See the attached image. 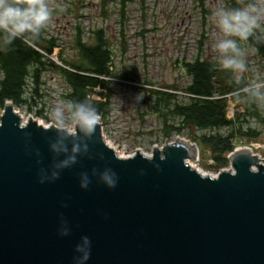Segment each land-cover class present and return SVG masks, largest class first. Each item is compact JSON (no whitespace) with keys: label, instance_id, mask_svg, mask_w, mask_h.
<instances>
[{"label":"water","instance_id":"obj_1","mask_svg":"<svg viewBox=\"0 0 264 264\" xmlns=\"http://www.w3.org/2000/svg\"><path fill=\"white\" fill-rule=\"evenodd\" d=\"M15 109L0 121V264H264L259 154L210 175L195 142L123 156L102 119L69 130Z\"/></svg>","mask_w":264,"mask_h":264},{"label":"trees","instance_id":"obj_2","mask_svg":"<svg viewBox=\"0 0 264 264\" xmlns=\"http://www.w3.org/2000/svg\"><path fill=\"white\" fill-rule=\"evenodd\" d=\"M113 1L119 3L118 12L124 25L120 47H116L115 38L107 36L103 29L93 30V44L86 42L83 40L82 28L78 27L73 41L74 47L78 49V60L67 61L61 55V66L55 65L53 61L49 63L46 54L41 52L51 55L58 46L57 38L49 39L45 36V27L35 36L29 34L28 42L16 39L9 44L5 39H0V108L4 109L5 104L11 101L15 107L32 112L39 102L44 104L45 101L39 100L45 84L43 76L53 68L61 80L62 97L67 100L73 115L75 116L79 106L84 105L96 110L104 122L113 110L111 99L114 92L109 87L111 81L103 77L118 76L131 83L136 80L130 76L133 74L132 70L121 69L118 75L111 71L118 52H127L126 9L134 0H102L98 16H110L112 11L109 4ZM247 4L249 0H227L225 8H240ZM139 6L143 19L146 20L145 0H140ZM72 13V7L65 9L61 6L52 10L54 16H68ZM148 31L151 29L143 26V33ZM240 46L244 50L249 48L253 51L257 59V72L250 71V65L244 56L241 57L246 63V70L243 72L225 69L222 64L219 66L199 55L192 62L172 63V67L182 69L190 78V85L186 90L190 95L187 101L177 100L178 96L173 93L139 88V84L131 86L137 93L144 94L145 102L160 118V131L166 140L188 130L193 142L210 148L213 162L219 169L229 165L225 154L234 150L235 139L252 143L264 134V43H257L250 38ZM166 88L178 90L179 87L174 83ZM96 89L101 90L99 94L106 101L89 97ZM230 100L243 110L237 111L234 119L227 117ZM45 109L43 105L37 110V115H43ZM145 114L141 115L143 119ZM197 130L201 131L199 136L196 135Z\"/></svg>","mask_w":264,"mask_h":264},{"label":"rangeland","instance_id":"obj_3","mask_svg":"<svg viewBox=\"0 0 264 264\" xmlns=\"http://www.w3.org/2000/svg\"><path fill=\"white\" fill-rule=\"evenodd\" d=\"M101 1L47 0L51 10L62 6L65 9L72 7L74 12L68 16L52 15L48 24L49 32L47 34L57 35V39H59V43L62 46V50L57 57L59 62L61 55L67 61L78 60V49L74 47L73 42L78 27L83 30V40L91 44L94 43L93 30L99 29L97 25L102 20L95 17L98 15L93 6L95 4L100 5ZM243 1L247 2V0ZM251 2L252 0H249V3ZM257 2H260V0H257ZM149 3L155 4L152 20L148 19L147 13V18L146 20L143 19L142 26H146L151 31L143 33V30L140 32L141 29L139 27V40L128 38L127 52L125 54L122 51L118 52L116 59L118 60L121 56L122 61H117L116 70L113 71L118 75L121 69L132 70L133 74H130V76L136 78V80L134 83L128 81V84H123L121 81L126 80L114 76L109 86L111 91L114 92L111 99L113 110L103 122V128L107 139L114 143L121 155L123 153L125 155L133 154L137 150L149 155L152 154L155 146L161 147L166 142L160 131L162 125L160 118L152 112L145 102L144 94L137 93L131 86L134 87V85L139 84V88L152 87L154 89L164 88L176 83L179 87L178 89L183 90L189 85L190 78L185 75L182 69L178 70L172 67L170 65L171 61L174 64L177 61L182 62L184 58L187 62H192L199 55L221 66L224 58L216 45L225 37L217 26V20L213 13L221 8L226 9L227 0H150ZM78 7L79 9H77ZM99 7L101 8V5ZM109 8H111L112 16H116L119 11L117 2H111ZM129 9L132 12L137 11L134 5ZM149 9L150 7L148 11ZM161 12L162 17L160 20L155 21V18L159 17ZM63 17L68 19H65V21L60 20ZM112 28L110 29L113 30ZM261 28H264V22L261 23ZM113 36L111 35V37ZM115 42H120L116 35ZM244 58L250 65V71L257 72V59L251 49H245ZM43 81L45 84L41 89L42 97L39 100L45 101V103H38V106L32 112H29L26 108L16 107L15 110L24 121L31 117L38 121L42 119L48 125L52 121L56 122L59 127H69L70 125L66 122L69 117L68 110L64 103L58 99V96L63 91L59 75L52 68L44 73ZM181 92L179 94L182 95L178 94L177 100L187 101L185 94ZM94 94L99 96L98 92ZM43 105H45L46 109L43 115L38 116L36 112ZM234 107L232 104L233 110ZM235 109L236 111L242 110L241 107H236ZM2 112L3 109L0 108V114ZM143 113H146L144 119L141 116ZM195 132L198 136L201 134V131L197 130ZM177 137L193 142L188 130H185L180 136L173 135L167 140L174 141ZM111 142L110 144L113 146ZM234 142L235 150L249 147V149H252L250 151L253 154H259L264 158V134L258 140L252 141V143H247L246 140L240 142L238 139H235ZM199 148L200 159L197 162L199 164L198 168L205 173L217 175L222 169L230 168V163L224 168H217L213 162V154L210 148L203 144H200ZM229 154H225L227 159ZM193 165L196 166V164Z\"/></svg>","mask_w":264,"mask_h":264},{"label":"clouds","instance_id":"obj_4","mask_svg":"<svg viewBox=\"0 0 264 264\" xmlns=\"http://www.w3.org/2000/svg\"><path fill=\"white\" fill-rule=\"evenodd\" d=\"M213 16L225 37L216 45L224 57L223 67L234 72L245 71L246 63L241 59L245 50L240 45L250 38L257 43H264V28H261L264 22V0H252L240 8H221ZM51 18L52 10L47 0H0V39H5L9 44L16 39L28 42V35L39 34ZM75 118L88 130L93 129L101 120L96 110L84 105L79 106Z\"/></svg>","mask_w":264,"mask_h":264},{"label":"built area","instance_id":"obj_5","mask_svg":"<svg viewBox=\"0 0 264 264\" xmlns=\"http://www.w3.org/2000/svg\"><path fill=\"white\" fill-rule=\"evenodd\" d=\"M149 1L150 0H145V7L147 8L146 9V12L148 13V19L149 20H152V15H153V9L155 8V4L154 3H149ZM115 2H117V1H115ZM117 5L119 6V3L117 2ZM132 5H134L136 8H137V11H135V12H132L129 8L132 6ZM140 2H139V0H134L133 2H132V4L126 9V22H125V25H126V28H125V31H126V34H127V36H128V38H131V39H134V40H139V27H140V32L143 30V26H142V21H143V15H142V10H141V8H140ZM94 7V9L97 11L96 13H97V15H98V13L100 12V7H99V5H94L93 6ZM150 7V9H149V11H148V8ZM96 18H98V19H101L102 21L100 22V23H98V28L99 29H103L104 30V32H105V34L107 35V36H111V35H114L113 37L115 38V35L117 36V38L118 39H121V36H122V30H123V20H122V18H121V16H120V14H119V12L117 13V15L116 16H112V14L110 15V16H106V17H104V16H95ZM162 17V12H161V15H159V17H157V18H155V21H158V20H160V18ZM64 18V19H63ZM63 18H60V20H64L65 21V19H68L67 17H63ZM154 19V18H153ZM97 22V21H96ZM132 22H136V23H132ZM112 26H113V28H112ZM110 28H112L113 30H111ZM45 29H46V32H45V36L47 37V38H49V39H51V38H57V35H55V36H53V35H50V34H47L49 31V25H47V26H45ZM116 47H120V42H116ZM62 50V46L60 45V43H59V39H58V46L54 49V51H53V54H51V55H49V54H47V53H45L44 51H41L42 53H44V54H46V56L48 57V59H49V63H50V61H53L54 63H55V65H57V64H59V65H61V66H63V64L61 63V62H59L58 61V59H57V57H58V55H59V52ZM117 58V57H116ZM115 58V61H114V64H113V66H111V71H115L116 70V67H117V61H119V62H121L122 61V57L120 56L119 58H118V60ZM202 59H207V58H203V57H201ZM174 61H175V59H174ZM183 62H187L184 58H183V60H182ZM172 62L173 61H171V63H170V65H172ZM57 63V64H56ZM103 79H105V80H107V81H112L113 80V78H108V77H103ZM190 82V81H189ZM121 83H123V84H128L129 82L128 81H121ZM120 83V84H121ZM189 85H190V83H189ZM188 85V86H189ZM188 86H186L183 90H173V89H169V88H167V89H164V88H166V87H164V88H154V89H156V90H160V89H163V90H161V91H165V92H169V93H173V94H176L177 96H179V95H182V94H179L181 91V93H183V94H185L184 96H186V98L185 99H187L188 100V96H190L189 94H187V92H186V90L188 89ZM163 87V86H162ZM152 88V87H151ZM101 90L100 89H96L95 90V92H98V94H99V92H100ZM107 91H105V93H106ZM179 94V95H178ZM91 99H93V100H97V101H106V98H103L102 96H100V94H99V96L98 95H96V94H92L91 96H89ZM58 99H59V101H62L63 103H64V106L67 108V110H68V113H69V117L66 119V122H67V124L68 125H70L69 127H61V128H66V129H69V130H73V128H74V125H75V123H76V118H75V116L73 115V113L71 112V110H70V108H69V106H68V102H67V100L65 99V98H63L62 97V92H61V94L58 96ZM232 104L235 106L234 107V110L232 109ZM237 107V103H234V102H232L231 100L229 101V106H228V111H227V117H228V119H234V117H235V113L238 111H236V108ZM242 108V107H241ZM243 111V110H242ZM2 114H3V112H2ZM2 114H0V118L2 117ZM46 115H48V114H46ZM49 118V117H48ZM0 121H1V119H0ZM39 122H41V123H43L44 125H46V126H49L48 124H45L46 122L44 121V120H42V119H40L39 120ZM45 122V123H44ZM50 125H55V126H58L57 124H56V122H52V121H50V123H49ZM67 125V126H68ZM59 127V126H58ZM105 139H106V141L109 143V141L110 140H108L107 139V137H106V135H105ZM111 142V141H110ZM112 143V142H111ZM235 143V142H234ZM113 144V148L115 149V150H117L116 149V147L114 146V143H112ZM234 145V144H233ZM251 149V148H250ZM252 150V149H251ZM123 155L124 156H129V155H131V154H124L123 153Z\"/></svg>","mask_w":264,"mask_h":264},{"label":"bare ground","instance_id":"obj_6","mask_svg":"<svg viewBox=\"0 0 264 264\" xmlns=\"http://www.w3.org/2000/svg\"><path fill=\"white\" fill-rule=\"evenodd\" d=\"M109 145H111L110 142H109ZM242 150H244V149H242ZM119 155H121V154H119ZM194 164H196V166H194L193 164H192V165H193L194 167H196L197 169H199V168H198V165H199V164H197V163H194ZM199 170H200L202 173L204 172V171H202L201 169H199Z\"/></svg>","mask_w":264,"mask_h":264}]
</instances>
